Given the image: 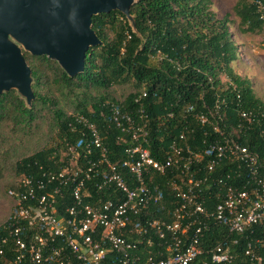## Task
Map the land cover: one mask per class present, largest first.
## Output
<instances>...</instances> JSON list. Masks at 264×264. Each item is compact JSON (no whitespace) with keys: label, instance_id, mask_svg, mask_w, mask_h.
Listing matches in <instances>:
<instances>
[{"label":"built area","instance_id":"built-area-1","mask_svg":"<svg viewBox=\"0 0 264 264\" xmlns=\"http://www.w3.org/2000/svg\"><path fill=\"white\" fill-rule=\"evenodd\" d=\"M249 2L264 22V2ZM146 97L143 92L134 100L137 117L109 108L117 141L126 145L121 161L110 160L93 122L79 113L69 115L68 126L80 138L65 142L60 164L51 163L55 168L40 177L22 175L17 188L7 192L15 204L11 220L19 225L0 235V260L233 264L238 239L226 235L206 248L205 234L222 228L246 236L245 255L262 264L264 153L257 149L264 152V115L244 108L240 99L232 116L225 114L224 98L212 107L202 103L198 112L190 105L185 124L160 149L161 159L152 154L148 139V115L141 103ZM255 129L263 140L251 147L248 134ZM166 176L167 195L155 181ZM157 210L170 220L152 218Z\"/></svg>","mask_w":264,"mask_h":264},{"label":"trees","instance_id":"trees-1","mask_svg":"<svg viewBox=\"0 0 264 264\" xmlns=\"http://www.w3.org/2000/svg\"><path fill=\"white\" fill-rule=\"evenodd\" d=\"M211 7V0H135L130 9L135 31L118 11L93 17L92 28L103 44L88 51L83 73L74 78L47 57L24 52L34 79L31 108L15 91L0 96V169L11 177L7 190L16 189L22 175L40 177L54 167L51 163L60 164L65 142L80 138L68 126L64 99L72 101L73 112L96 125L111 161L122 160L126 145L117 141L119 130L110 122L109 108L117 106L137 117L139 106L134 100L143 92L147 93L141 103L148 115L151 151L161 159L160 149L185 124L190 105L198 112L202 103L212 107L224 98L225 114L232 116L240 99L244 108L264 115V99L256 95L248 78L235 72L238 47L228 17L218 18ZM233 11L241 33L264 30L249 0H237ZM248 135L251 147L263 140L256 129ZM164 178L169 177L155 181L167 195ZM7 197L11 209L0 225L1 236L19 225L11 220L15 204L8 193ZM152 218L170 220L159 210ZM226 235L239 242L232 248L233 264H257L245 255L246 236L222 228L205 234L206 248ZM5 256L11 258L10 253Z\"/></svg>","mask_w":264,"mask_h":264},{"label":"water","instance_id":"water-1","mask_svg":"<svg viewBox=\"0 0 264 264\" xmlns=\"http://www.w3.org/2000/svg\"><path fill=\"white\" fill-rule=\"evenodd\" d=\"M135 0H0V96L15 91L27 108L34 94L32 71L24 58L45 56L70 78L84 71L91 48L103 43L92 18L120 12L135 31Z\"/></svg>","mask_w":264,"mask_h":264},{"label":"rangeland","instance_id":"rangeland-1","mask_svg":"<svg viewBox=\"0 0 264 264\" xmlns=\"http://www.w3.org/2000/svg\"><path fill=\"white\" fill-rule=\"evenodd\" d=\"M212 11L218 18L224 16L229 20V31L238 47V59L234 63L235 72L242 78H248L256 95L264 99V30L254 33H241L239 20L233 8L237 0H211ZM72 101L64 99L63 105L69 115L75 114L70 108ZM11 177L1 173L0 169V225L7 218L11 203L7 197V187Z\"/></svg>","mask_w":264,"mask_h":264}]
</instances>
